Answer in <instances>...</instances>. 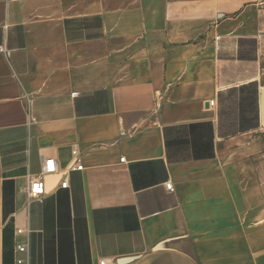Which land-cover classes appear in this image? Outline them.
<instances>
[{"label": "crops", "instance_id": "1", "mask_svg": "<svg viewBox=\"0 0 264 264\" xmlns=\"http://www.w3.org/2000/svg\"><path fill=\"white\" fill-rule=\"evenodd\" d=\"M262 90L264 0H0V264H264Z\"/></svg>", "mask_w": 264, "mask_h": 264}, {"label": "built area", "instance_id": "2", "mask_svg": "<svg viewBox=\"0 0 264 264\" xmlns=\"http://www.w3.org/2000/svg\"><path fill=\"white\" fill-rule=\"evenodd\" d=\"M213 103V102H212ZM72 155V163L70 167L67 169V172L69 171H81L83 169V166L81 164V155L78 151L74 150L71 152ZM120 162H123V159H120ZM56 173V165L55 161L53 159H46L43 162L42 165V172L38 175H35L31 178L28 189H27V196L31 199H41L44 194L46 193V183L45 178L47 176L53 175ZM59 188L65 189L68 187V184L66 181H61L59 183ZM165 188L167 191L172 192V184L166 183ZM18 234L21 233L20 230L17 231ZM17 252L24 253L26 251L25 247L22 245H16L15 247ZM17 264H23L22 260H18ZM99 264H105L104 262H101Z\"/></svg>", "mask_w": 264, "mask_h": 264}, {"label": "water", "instance_id": "3", "mask_svg": "<svg viewBox=\"0 0 264 264\" xmlns=\"http://www.w3.org/2000/svg\"><path fill=\"white\" fill-rule=\"evenodd\" d=\"M260 107H261V120H262V124L264 125V90H262L260 92ZM54 180L51 177H48L46 179V189H49L52 185ZM130 259H121L120 263H126L128 262Z\"/></svg>", "mask_w": 264, "mask_h": 264}, {"label": "rangeland", "instance_id": "4", "mask_svg": "<svg viewBox=\"0 0 264 264\" xmlns=\"http://www.w3.org/2000/svg\"><path fill=\"white\" fill-rule=\"evenodd\" d=\"M115 1H118V0H106L107 4H109V5L112 4ZM204 35L207 36V33H204L203 35H201V37H203Z\"/></svg>", "mask_w": 264, "mask_h": 264}]
</instances>
